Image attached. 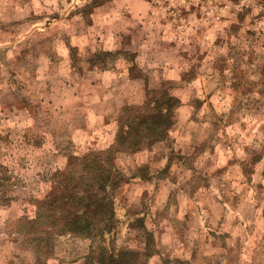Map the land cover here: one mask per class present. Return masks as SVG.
<instances>
[{
	"label": "clouds",
	"instance_id": "clouds-1",
	"mask_svg": "<svg viewBox=\"0 0 264 264\" xmlns=\"http://www.w3.org/2000/svg\"><path fill=\"white\" fill-rule=\"evenodd\" d=\"M0 264H264V0H0Z\"/></svg>",
	"mask_w": 264,
	"mask_h": 264
}]
</instances>
